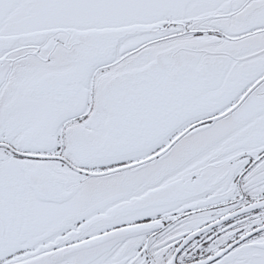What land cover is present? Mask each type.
Wrapping results in <instances>:
<instances>
[{"label":"snow or ice","instance_id":"1","mask_svg":"<svg viewBox=\"0 0 264 264\" xmlns=\"http://www.w3.org/2000/svg\"><path fill=\"white\" fill-rule=\"evenodd\" d=\"M0 264H264V0H0Z\"/></svg>","mask_w":264,"mask_h":264}]
</instances>
